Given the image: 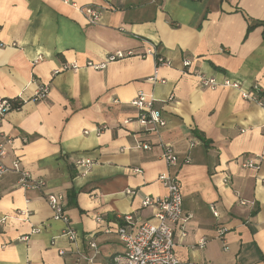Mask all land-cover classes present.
<instances>
[{
    "label": "crops",
    "instance_id": "0c3cea01",
    "mask_svg": "<svg viewBox=\"0 0 264 264\" xmlns=\"http://www.w3.org/2000/svg\"><path fill=\"white\" fill-rule=\"evenodd\" d=\"M85 7L99 10L97 24ZM153 45L172 63L154 81L152 55L88 66ZM72 63L76 70H61ZM201 76L239 88H203ZM42 84L50 93L37 102ZM140 93L166 121L157 133L131 105ZM245 93H260L264 105V0H0V98L23 101L0 116L13 138L5 163L20 160L45 184L24 190L15 171L0 179V264H112L124 251L115 232L123 217L151 219L155 208L142 201L168 194L163 173L177 175L189 217L175 230L181 261L264 264V161L242 166L264 151V106ZM161 143L179 168L168 167ZM77 158L94 164L82 174ZM56 193L67 197L73 241L45 199Z\"/></svg>",
    "mask_w": 264,
    "mask_h": 264
},
{
    "label": "built area",
    "instance_id": "2783aa9c",
    "mask_svg": "<svg viewBox=\"0 0 264 264\" xmlns=\"http://www.w3.org/2000/svg\"><path fill=\"white\" fill-rule=\"evenodd\" d=\"M85 12L91 24H97L100 19V12L96 8L85 7ZM146 55H152L156 59L155 77L151 80H157L158 69L160 66H171V61L164 58L157 51L155 45L151 46L145 54H136L132 50L117 51L107 56L103 63L89 62L88 66L96 70L105 69L108 63L119 61L125 58L133 56L145 57ZM190 61H185L184 66L189 67ZM78 66L76 64H66L61 69L64 70H76ZM60 72V69L55 73ZM200 85L203 88L217 89V88H239V85L232 83L229 80H224L219 83L216 79L206 76H201ZM50 93V85H39L34 100L43 101L46 100ZM245 98L262 103L261 94L245 93ZM172 101L173 98L168 99ZM131 105L136 107L139 112V123L149 133H157L159 129L166 127V121L163 119L161 111L155 109L153 100L149 99L145 94L140 93L135 99L131 101ZM263 105V103H262ZM264 106V105H263ZM13 104L9 99L0 98V116H5L12 111ZM130 120L125 121L128 123ZM2 121L0 120V179L5 177L11 171H15L20 174L18 181L19 187L24 190L36 189L42 190L45 184L41 181H37L31 175L21 168L20 160L13 161L11 166L5 163V158L8 154V147L13 144V138L6 136L1 131ZM27 142V139H23ZM163 148V159L167 163L168 167L179 168L181 162L170 143H161ZM138 148L143 150H150L151 145L149 143L140 142ZM264 161V151L261 155H258L254 159H248L242 163V166L246 169H259ZM189 162L188 159L183 163ZM93 161L88 158H77L75 165L82 174L88 172L93 166ZM159 181L167 188L168 194L164 197H147L142 201L143 207L153 206L155 208L154 216L140 224H133L134 218L132 215H126L123 217L124 224L120 225L116 229V234L119 236L123 243L124 251L113 256L112 264H194L192 262H183L175 254V230L180 227L184 228L186 221L189 219L183 211V193L182 186L178 180L177 175H171L170 173H163L159 175ZM227 177V181H229ZM130 194L133 192L129 191ZM48 205L53 212V218L55 220H61L67 224V230L63 233L69 240L73 241L77 237V233L70 226V219L67 214V197L64 193L47 194L45 197ZM255 205L254 202L243 201V205ZM211 211L214 216H218L216 208L211 205ZM98 221L101 222V218L98 217ZM36 232V231H35ZM107 232H110L108 230ZM220 234L224 233L223 230L219 231ZM222 238V237H221ZM27 240V238H23ZM95 251L97 247L95 244L91 245ZM200 249L205 248L206 241H200L198 243ZM97 253V252H96Z\"/></svg>",
    "mask_w": 264,
    "mask_h": 264
},
{
    "label": "trees",
    "instance_id": "16d2710c",
    "mask_svg": "<svg viewBox=\"0 0 264 264\" xmlns=\"http://www.w3.org/2000/svg\"><path fill=\"white\" fill-rule=\"evenodd\" d=\"M249 30H250V28H249ZM11 101H12V104H13V109L12 110L19 109L22 106V104H23V101L20 100V99H11Z\"/></svg>",
    "mask_w": 264,
    "mask_h": 264
}]
</instances>
